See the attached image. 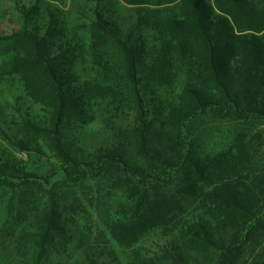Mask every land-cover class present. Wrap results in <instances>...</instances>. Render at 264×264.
I'll list each match as a JSON object with an SVG mask.
<instances>
[{
    "label": "trees",
    "instance_id": "16d2710c",
    "mask_svg": "<svg viewBox=\"0 0 264 264\" xmlns=\"http://www.w3.org/2000/svg\"><path fill=\"white\" fill-rule=\"evenodd\" d=\"M41 1L0 33L37 106L0 131V264L60 263L97 217L128 264H264V0H97L74 29Z\"/></svg>",
    "mask_w": 264,
    "mask_h": 264
},
{
    "label": "rangeland",
    "instance_id": "374dc122",
    "mask_svg": "<svg viewBox=\"0 0 264 264\" xmlns=\"http://www.w3.org/2000/svg\"><path fill=\"white\" fill-rule=\"evenodd\" d=\"M96 1L62 0L52 2L51 0H43L38 3V14L35 16V20L43 24L49 19V12H52L67 28L81 27L86 22V17L90 16V10ZM33 2L34 0H0V33L9 34L20 29L23 26V19L18 10L22 5L29 6ZM105 5L110 7L114 17L121 19L126 24L135 21V12L140 9L137 8L139 6L126 5L121 0H105ZM173 6L174 4L167 6L168 10ZM144 9L152 8L146 7ZM113 15L111 14V16ZM148 34L149 32H142L146 38L150 35ZM78 35L83 36L81 32H78ZM6 58L5 55H0V63ZM17 109L22 112L28 109L36 112L37 106L29 102L17 77L0 78V131L3 129L11 135L13 122L18 119ZM91 128L93 129L91 132H95L97 127ZM6 152L13 153L14 149L3 139L0 133V155ZM15 154L18 155V153ZM23 158L26 159V156ZM163 242L164 240L157 236H151L143 242L142 249L146 253H152ZM89 244H91L90 247ZM85 253L96 258L98 264H128L130 261L128 251L108 241L98 217L92 221L89 227L81 231L79 238L69 249L68 255L60 263L55 260L54 264H73L76 260L81 259Z\"/></svg>",
    "mask_w": 264,
    "mask_h": 264
}]
</instances>
